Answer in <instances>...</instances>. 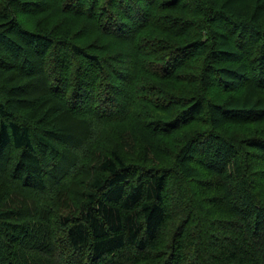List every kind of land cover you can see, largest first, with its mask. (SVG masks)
<instances>
[{
    "label": "trees",
    "instance_id": "trees-1",
    "mask_svg": "<svg viewBox=\"0 0 264 264\" xmlns=\"http://www.w3.org/2000/svg\"><path fill=\"white\" fill-rule=\"evenodd\" d=\"M263 132L264 0H0V264H264Z\"/></svg>",
    "mask_w": 264,
    "mask_h": 264
},
{
    "label": "rangeland",
    "instance_id": "rangeland-1",
    "mask_svg": "<svg viewBox=\"0 0 264 264\" xmlns=\"http://www.w3.org/2000/svg\"><path fill=\"white\" fill-rule=\"evenodd\" d=\"M64 14H62V16H58L57 18L60 19V20H63L65 19L64 18ZM69 19H70V24H72L73 26H69L70 28L72 29H76V27H83L85 22L81 21L79 22L78 24L74 25L75 21L77 20V18H75V21L71 18V16H68ZM85 26H89V24L86 22V25ZM93 33V32H92ZM92 35V34H91ZM170 85H172L175 89L174 90H177V86L174 82L172 83H169ZM165 87H167L166 83L163 84ZM63 127H66L70 132L71 134H73L72 138H71V143L74 144L75 146H78L79 143L83 142V138H84V135L82 134L83 133V130L85 129L84 125H80L79 123H77L75 120H69L67 124H64L62 123ZM248 129H250L248 127ZM262 131V130H261ZM264 133V132H263ZM68 140V139H67ZM167 145V144H166ZM172 149V147L170 148ZM68 166V165H67ZM192 173H194V170L191 171Z\"/></svg>",
    "mask_w": 264,
    "mask_h": 264
}]
</instances>
